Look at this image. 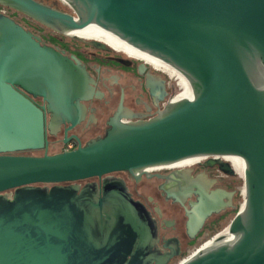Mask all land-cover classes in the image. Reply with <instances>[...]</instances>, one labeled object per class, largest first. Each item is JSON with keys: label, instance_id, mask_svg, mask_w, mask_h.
<instances>
[{"label": "water", "instance_id": "obj_1", "mask_svg": "<svg viewBox=\"0 0 264 264\" xmlns=\"http://www.w3.org/2000/svg\"><path fill=\"white\" fill-rule=\"evenodd\" d=\"M52 1L71 14L34 0L0 6L61 34L83 30L152 57L192 97L148 121H113L104 138L70 152L12 156L44 147L42 112L13 86L61 105L91 80L59 56V68L45 67L50 51L0 15V264H165L155 222L122 182L58 185L209 157L244 160L243 203L226 234L181 264H264V0ZM211 210L187 213L189 229Z\"/></svg>", "mask_w": 264, "mask_h": 264}, {"label": "flooded vegetation", "instance_id": "obj_2", "mask_svg": "<svg viewBox=\"0 0 264 264\" xmlns=\"http://www.w3.org/2000/svg\"><path fill=\"white\" fill-rule=\"evenodd\" d=\"M34 1L71 14L69 8L61 7L55 1ZM0 15L30 34L39 48L50 51L48 55L42 54L45 67L59 68V56L81 68L91 80L80 98H73L68 93L61 105H56L57 101L52 96L13 86L42 112L44 147L37 151L12 153V156H52L84 147L92 140L104 138L113 121L132 123L157 117L182 91L170 69L155 65L107 39L61 34L2 6ZM26 50L30 51V48L27 46ZM35 58L40 60L41 57L37 55ZM38 64L36 61L33 66ZM242 175L225 157H209L182 167L151 168L135 175L115 172L100 179L58 186L79 185L82 188L95 184L101 190L104 180L122 182L131 198L143 205L155 222L156 246L161 254L167 256L165 264H181L206 242L217 239L218 235L220 237L236 215L242 206L239 200L243 202ZM200 206L216 211L211 210L199 227L189 229L187 213L193 214Z\"/></svg>", "mask_w": 264, "mask_h": 264}, {"label": "bare ground", "instance_id": "obj_3", "mask_svg": "<svg viewBox=\"0 0 264 264\" xmlns=\"http://www.w3.org/2000/svg\"><path fill=\"white\" fill-rule=\"evenodd\" d=\"M73 34L80 35V36H93V35H91V34L85 32V31H83V30H80V31H77V32H73ZM94 37H97V36H94ZM98 38H103V37H98ZM104 39H107V38H104ZM107 40H109V39H107ZM109 41H110V40H109ZM110 42H111V41H110ZM112 43H113V42H112ZM140 57L145 58L146 60L152 62V63L155 64V65L162 66V67H165V68L170 69L169 67H167V66H165L164 64L160 63L159 61L153 59L152 57H151V58H146V57H144V56H140ZM170 70L172 71L173 76H177V78L180 79V83H181V84L184 83L185 85H187L186 81H185V80H184V79H183L178 73H176V72L173 71L172 69H170ZM187 88H189L188 85H187ZM189 90H190V89H189ZM188 92H191V91H188ZM185 97H186V95H182V96H180V98H185ZM225 159L231 161V162L235 165L237 171H238L241 175L243 174V171H244V169H245V162H244V160H242V159H240V158H237V157H225ZM196 160H198V159H188V160H185V161L179 162V163L175 164L174 166L182 167V166H185V165H189V164L193 163V162L196 161ZM227 232H228V230H224V231L220 234V236H223V235L226 234ZM215 243H216L215 240L208 241V242H206V243L202 246L201 249H207V248L213 246ZM201 249H200V250H201Z\"/></svg>", "mask_w": 264, "mask_h": 264}, {"label": "built area", "instance_id": "obj_4", "mask_svg": "<svg viewBox=\"0 0 264 264\" xmlns=\"http://www.w3.org/2000/svg\"><path fill=\"white\" fill-rule=\"evenodd\" d=\"M174 78L177 81L178 85L181 86V88H182V91H181L179 97L174 99V101L177 99H182V98H180V96H182V95H186V97L184 99H191L192 95H191V92H188L190 90H189V88H187V85H185L184 83L181 84L180 79H178L177 76H174ZM225 230H227V228Z\"/></svg>", "mask_w": 264, "mask_h": 264}, {"label": "rangeland", "instance_id": "obj_5", "mask_svg": "<svg viewBox=\"0 0 264 264\" xmlns=\"http://www.w3.org/2000/svg\"><path fill=\"white\" fill-rule=\"evenodd\" d=\"M242 203H243V202H242V200L240 199V200H239V205H241Z\"/></svg>", "mask_w": 264, "mask_h": 264}, {"label": "trees", "instance_id": "obj_6", "mask_svg": "<svg viewBox=\"0 0 264 264\" xmlns=\"http://www.w3.org/2000/svg\"><path fill=\"white\" fill-rule=\"evenodd\" d=\"M237 211H238V209H237Z\"/></svg>", "mask_w": 264, "mask_h": 264}]
</instances>
